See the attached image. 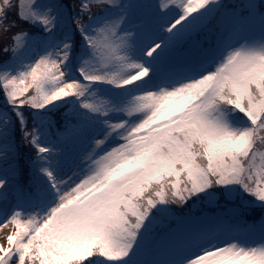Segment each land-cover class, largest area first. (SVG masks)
Segmentation results:
<instances>
[{
  "label": "snow or ice",
  "instance_id": "obj_1",
  "mask_svg": "<svg viewBox=\"0 0 264 264\" xmlns=\"http://www.w3.org/2000/svg\"><path fill=\"white\" fill-rule=\"evenodd\" d=\"M0 264H264V0H0Z\"/></svg>",
  "mask_w": 264,
  "mask_h": 264
}]
</instances>
